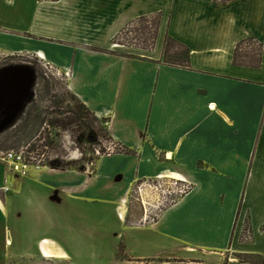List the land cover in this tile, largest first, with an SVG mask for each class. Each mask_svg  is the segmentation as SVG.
Returning <instances> with one entry per match:
<instances>
[{
	"label": "crops",
	"instance_id": "obj_1",
	"mask_svg": "<svg viewBox=\"0 0 264 264\" xmlns=\"http://www.w3.org/2000/svg\"><path fill=\"white\" fill-rule=\"evenodd\" d=\"M222 1L0 0V58L34 54L69 73L70 92L136 154L25 175L0 157V264H83L87 244L98 264L264 260V0ZM155 13L154 50L114 52L125 25ZM166 35L187 66L162 60ZM247 40L262 46L260 67L234 64ZM164 178L190 190L153 221L130 211L134 185Z\"/></svg>",
	"mask_w": 264,
	"mask_h": 264
},
{
	"label": "rangeland",
	"instance_id": "obj_2",
	"mask_svg": "<svg viewBox=\"0 0 264 264\" xmlns=\"http://www.w3.org/2000/svg\"><path fill=\"white\" fill-rule=\"evenodd\" d=\"M144 17L147 19L138 18L121 29L113 41L115 53L125 55L140 53L142 50L150 51L145 47L153 43L156 25L158 21L160 25L161 17L158 13ZM158 36L159 28L152 50L156 47ZM169 37L165 36L162 60L168 64L185 65L188 49ZM236 50V61L240 64L252 65L259 59L260 46L252 40L239 44ZM0 74L7 77L13 85L10 103L0 113L1 159L9 153H16L22 155L29 168L69 164L70 168L76 170L93 171L101 157L114 155L116 147L105 134V124L96 121L93 115L83 109L79 100L68 89V77L65 73L54 69L34 54L22 53L1 57ZM89 127L98 134L93 144L85 141ZM103 152L109 154L102 156ZM3 162L7 163L11 171L12 163ZM148 183L152 189L148 188ZM154 186L158 187V190H154ZM141 187H144L142 192L139 191ZM189 190L188 184H181L169 178L143 181L133 186L128 208L136 215H148L150 222L155 220L166 206L177 200L182 195L181 191ZM93 215L95 212H88L85 223L95 221ZM98 218L100 219L101 215ZM68 224L79 226L81 223L74 220ZM105 224L108 227L118 226V219L113 212H106ZM250 235V223L246 218L242 239H248ZM74 236L79 237L76 234ZM107 236L105 234V237ZM85 246L83 264H98L97 251L90 247V244ZM94 253L95 259L91 256ZM238 258L255 264H264V260L254 256ZM20 261L24 264L30 263L26 258Z\"/></svg>",
	"mask_w": 264,
	"mask_h": 264
},
{
	"label": "trees",
	"instance_id": "obj_3",
	"mask_svg": "<svg viewBox=\"0 0 264 264\" xmlns=\"http://www.w3.org/2000/svg\"><path fill=\"white\" fill-rule=\"evenodd\" d=\"M51 1H58V0H51ZM140 19H144V20H146L147 19V17H140ZM157 29H156V31H155V36L153 37V43H151L150 45H148V46H146L145 48L146 49H149V50H152L153 49V47H154V45H155V41H156V39H157V33H158V28H159V21H158V23H157ZM170 38V37H169ZM242 43H244V41H242L240 44H242ZM260 46V54H259V59L255 62V63H253L252 65H244V66H249V67H253V68H257V67H260V65H261V62H262V46L261 45H259ZM236 52H237V50H236ZM188 62H189V51L187 52V61H186V64L185 65H183V66H187V64H188ZM234 64H237V65H243V64H240V63H238L237 61H236V53H235V55H234ZM75 96V95H74ZM76 97V96H75ZM77 98V97H76ZM78 99V98H77ZM79 100V99H78ZM79 102H80V100H79ZM80 104H81V106L83 107V109H85V111H87V113H89V114H91V115H93V117L96 119V121H99V122H101V124H105V134H106V136L108 137V139H109V141L113 144V145H115V150H114V154H127V155H136L135 154V152H133L132 150H130L129 148H127V147H125V146H123L122 144H120V143H116L113 139H112V137H110V135H109V133H108V130H107V126H106V124H107V122H108V120H106V119H99V118H97L92 112H91V110L86 106V105H84L82 102H80ZM86 138H85V141L87 142V143H89V144H93L96 140H97V138H98V134L91 128V127H89V128H87V133H86V136H85ZM109 153H106V152H103L102 153V156H105V155H108ZM52 167H54V168H66V167H70V165L68 164V165H65V166H60V165H54V166H52ZM78 170H83V169H78ZM252 263V262H251ZM253 264H255V263H253Z\"/></svg>",
	"mask_w": 264,
	"mask_h": 264
},
{
	"label": "built area",
	"instance_id": "obj_4",
	"mask_svg": "<svg viewBox=\"0 0 264 264\" xmlns=\"http://www.w3.org/2000/svg\"><path fill=\"white\" fill-rule=\"evenodd\" d=\"M69 73H66V76H68ZM2 161H9L12 163V172L20 173L22 175H25L28 171L29 166L25 163L24 158L22 155H18L16 153H9L7 154ZM40 167H38L39 169ZM147 184V182H146ZM144 187L139 188V191L142 192ZM148 188L152 189V186L150 183H148ZM154 190H158V187L154 186ZM146 190V189H145ZM3 191H8V188H4ZM186 191H181L180 193L184 194Z\"/></svg>",
	"mask_w": 264,
	"mask_h": 264
},
{
	"label": "water",
	"instance_id": "obj_5",
	"mask_svg": "<svg viewBox=\"0 0 264 264\" xmlns=\"http://www.w3.org/2000/svg\"><path fill=\"white\" fill-rule=\"evenodd\" d=\"M0 81H5L8 84L7 90L5 88L0 90V113H2L7 108L12 98L13 85L7 77L3 76V74H0ZM26 92L27 91H25V93Z\"/></svg>",
	"mask_w": 264,
	"mask_h": 264
},
{
	"label": "bare ground",
	"instance_id": "obj_6",
	"mask_svg": "<svg viewBox=\"0 0 264 264\" xmlns=\"http://www.w3.org/2000/svg\"><path fill=\"white\" fill-rule=\"evenodd\" d=\"M7 84L5 83V82H3V81H0V90L1 89H3V88H5L6 90H7ZM5 92V91H4ZM47 257L49 258V257H51L49 254H47Z\"/></svg>",
	"mask_w": 264,
	"mask_h": 264
},
{
	"label": "clouds",
	"instance_id": "obj_7",
	"mask_svg": "<svg viewBox=\"0 0 264 264\" xmlns=\"http://www.w3.org/2000/svg\"><path fill=\"white\" fill-rule=\"evenodd\" d=\"M73 156H75V153H73Z\"/></svg>",
	"mask_w": 264,
	"mask_h": 264
}]
</instances>
